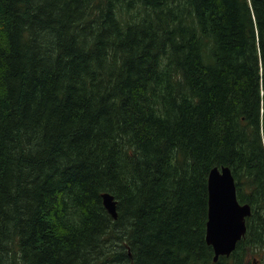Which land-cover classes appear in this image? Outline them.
<instances>
[{"label":"trees","instance_id":"1","mask_svg":"<svg viewBox=\"0 0 264 264\" xmlns=\"http://www.w3.org/2000/svg\"><path fill=\"white\" fill-rule=\"evenodd\" d=\"M222 165L251 214L214 260ZM262 246L264 0H0V264H252Z\"/></svg>","mask_w":264,"mask_h":264},{"label":"water","instance_id":"2","mask_svg":"<svg viewBox=\"0 0 264 264\" xmlns=\"http://www.w3.org/2000/svg\"><path fill=\"white\" fill-rule=\"evenodd\" d=\"M230 180L228 167H223L221 173H212L209 179L211 200L208 206L206 239L213 244L215 250H224L232 227L241 224L244 208L238 207L228 196L219 195L220 190H225ZM102 196L105 208L116 218L112 195L104 193Z\"/></svg>","mask_w":264,"mask_h":264},{"label":"bare ground","instance_id":"3","mask_svg":"<svg viewBox=\"0 0 264 264\" xmlns=\"http://www.w3.org/2000/svg\"><path fill=\"white\" fill-rule=\"evenodd\" d=\"M134 3H136L134 1ZM78 12V11H77ZM23 23V22H22ZM35 23V22H34ZM16 25V24H15ZM15 27V26H14ZM2 31V30H1ZM54 51V50H53ZM23 134V133H22ZM21 134V135H22ZM20 135V134H19ZM19 138V137H18ZM23 141V140H22ZM17 142H19L17 140ZM20 143V142H19ZM21 144V143H20ZM22 146V145H21ZM25 146V145H24ZM26 147V146H25ZM21 151V150H20ZM24 153V152H23ZM13 154V153H12ZM19 157V156H18ZM12 158V157H11ZM13 159V158H12ZM16 159V158H15ZM26 161V160H25ZM24 161V162H25ZM18 162V161H17ZM23 162V163H24ZM16 163V162H15ZM12 166V165H11ZM223 167H228L230 174H231V180L228 182V186L226 187L225 190H220L219 195H223V196H228L230 201H233L238 207H242L244 208L243 210V214H242V218H241V224L240 225H235L234 227H232V230L230 231V234L228 236L227 242H226V246L224 248V250H215L214 246L212 243H208L207 239H206V228H207V221H206V228H205V239L207 244L212 246L213 249V259L217 260L218 257L220 255H229L236 247L237 242L243 237V235H245L247 228H246V223H247V217L251 214V206L248 203H241L240 200L238 199V195H237V186H236V181H235V177L233 175V172L231 170V168L228 165H222V166H214L211 168V170L209 171L208 174V181H207V185H208V206L210 204V189H209V179H210V175L214 172H219L221 173L222 168ZM48 168V167H47ZM20 169V168H19ZM22 171V170H21ZM61 172V171H60ZM58 174V172H57ZM55 176V175H54ZM54 178V177H53ZM56 178V177H55ZM62 179V178H61ZM104 193H108L110 195H112L113 197V206H114V210L116 212L117 215V201L115 200L113 194L109 193V192H104ZM103 193V194H104ZM102 194V195H103ZM103 197V196H102ZM220 198V197H219ZM107 210V209H106ZM108 211V210H107ZM207 220H208V215H207ZM255 258V257H254ZM256 259V258H255Z\"/></svg>","mask_w":264,"mask_h":264},{"label":"rangeland","instance_id":"4","mask_svg":"<svg viewBox=\"0 0 264 264\" xmlns=\"http://www.w3.org/2000/svg\"><path fill=\"white\" fill-rule=\"evenodd\" d=\"M119 12H120V11H119ZM257 231H259V230H257ZM247 247H248V245H247ZM255 251H256V255H255V256H251V257H250V261L253 262L254 257H255V258L259 257L260 260L257 261V264H264V246H262V247H260V248H257V250H255Z\"/></svg>","mask_w":264,"mask_h":264},{"label":"flooded vegetation","instance_id":"5","mask_svg":"<svg viewBox=\"0 0 264 264\" xmlns=\"http://www.w3.org/2000/svg\"><path fill=\"white\" fill-rule=\"evenodd\" d=\"M246 228H247V223H246ZM245 249H247V246H245ZM249 259H250V257H249ZM260 260V258L259 257H257L256 259L254 258V260H253V262H252V264H257V261H259Z\"/></svg>","mask_w":264,"mask_h":264}]
</instances>
